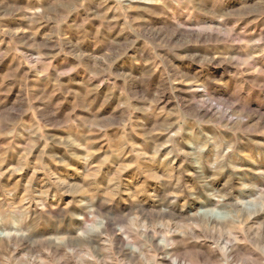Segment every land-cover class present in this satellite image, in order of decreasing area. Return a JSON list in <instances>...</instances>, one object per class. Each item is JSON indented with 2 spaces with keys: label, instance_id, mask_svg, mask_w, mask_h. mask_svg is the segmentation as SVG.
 Here are the masks:
<instances>
[{
  "label": "clouds",
  "instance_id": "9594fccd",
  "mask_svg": "<svg viewBox=\"0 0 264 264\" xmlns=\"http://www.w3.org/2000/svg\"><path fill=\"white\" fill-rule=\"evenodd\" d=\"M0 264H264V0H0Z\"/></svg>",
  "mask_w": 264,
  "mask_h": 264
}]
</instances>
